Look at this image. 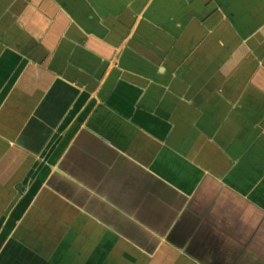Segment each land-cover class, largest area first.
I'll use <instances>...</instances> for the list:
<instances>
[{
  "label": "crops",
  "instance_id": "0c3cea01",
  "mask_svg": "<svg viewBox=\"0 0 264 264\" xmlns=\"http://www.w3.org/2000/svg\"><path fill=\"white\" fill-rule=\"evenodd\" d=\"M102 196L264 264V0H0V264H101Z\"/></svg>",
  "mask_w": 264,
  "mask_h": 264
},
{
  "label": "water",
  "instance_id": "95a60500",
  "mask_svg": "<svg viewBox=\"0 0 264 264\" xmlns=\"http://www.w3.org/2000/svg\"><path fill=\"white\" fill-rule=\"evenodd\" d=\"M115 205L111 200L102 196L101 200L98 199L97 204L92 203L91 206H86V209H89V213L91 212L95 219L116 232L120 237L137 246L144 253L142 260L138 264H149L147 261L152 260L158 254L160 251L158 248L163 240L174 244V227L169 233L155 232L152 228L142 223L139 218L124 216L122 212H125L119 210ZM94 206L95 211H91L90 209H93ZM80 207L83 208V206ZM182 252L187 255L190 253V251L186 250ZM162 254V251L161 253L159 252L158 257L162 258ZM159 258L157 260H160Z\"/></svg>",
  "mask_w": 264,
  "mask_h": 264
},
{
  "label": "rangeland",
  "instance_id": "374dc122",
  "mask_svg": "<svg viewBox=\"0 0 264 264\" xmlns=\"http://www.w3.org/2000/svg\"><path fill=\"white\" fill-rule=\"evenodd\" d=\"M98 238L101 241V247L99 250L101 251L100 255H98V249L96 252L93 250L94 241L92 239H86L85 245L89 246V253L95 254L97 257L100 256L102 258L101 264H138L140 260H142V251L134 247V244L132 245V243L130 244L126 240L111 233H105L104 231L101 232ZM49 242V244H53L52 241L49 240ZM162 252V258H159L157 254L152 260H148L147 262L149 264H187V262L183 259H176L177 256L172 255L174 253L173 251L163 250ZM157 258L160 260H157Z\"/></svg>",
  "mask_w": 264,
  "mask_h": 264
}]
</instances>
